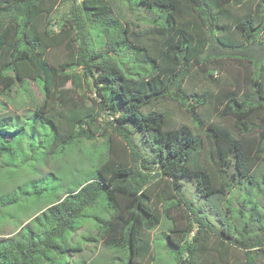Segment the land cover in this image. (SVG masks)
<instances>
[{
	"label": "trees",
	"instance_id": "16d2710c",
	"mask_svg": "<svg viewBox=\"0 0 264 264\" xmlns=\"http://www.w3.org/2000/svg\"><path fill=\"white\" fill-rule=\"evenodd\" d=\"M3 99L0 264H264V0H0Z\"/></svg>",
	"mask_w": 264,
	"mask_h": 264
},
{
	"label": "rangeland",
	"instance_id": "374dc122",
	"mask_svg": "<svg viewBox=\"0 0 264 264\" xmlns=\"http://www.w3.org/2000/svg\"><path fill=\"white\" fill-rule=\"evenodd\" d=\"M67 12H68V7L65 5H60L59 8H57L55 10L54 19L56 20L55 22L57 23L55 29L59 28V22H61L62 13H67ZM120 14L126 16L125 18L130 24H133V26L140 27V28L144 27V25H143L144 23H143V21H139L136 17L137 16L140 18H143V16L145 18L148 17V15H146V12L144 10H138L134 14L130 13L129 11L123 10L122 13H120ZM88 30H89L90 35H91V41L94 42L96 45H99L100 42L102 41V37H100L98 35V33L96 31H94V29L89 28ZM104 40H105V38H104ZM103 49H105V46H103L101 50H103ZM62 56H63V52L57 53L58 61L61 60ZM32 89L35 92L37 98L39 100H42L43 96H42L41 92L39 91V89L36 87V85L33 84ZM73 90H74L73 86L67 85V87H66L67 92L70 93ZM84 91L87 93L88 96L91 97V100H93L95 98V95H93V93H92L93 89L90 90L88 87H85L84 90H82V91L80 90L79 92H76V93H77V95H79V94L84 93ZM2 102L4 103V106L0 110L1 114L12 113V114L21 115L24 113V107H20L14 101H8L6 99H3ZM110 120H112V119H110ZM107 123H108V118L103 119L101 122V125L103 127H106ZM108 133H109V131L103 132V134H104L103 137L99 133L97 138L95 139L96 141L86 143L85 147L90 148V147H94V144L99 145V144L106 142L107 137H108ZM101 153H103V152H101ZM44 172L45 173L47 172L46 168H44ZM263 173H264V170L260 172V174H263ZM185 189H186V192H188L187 193L188 195H193L195 193H198L196 190V184H194L193 182L185 183ZM191 198H194V200L197 199L195 196H192ZM260 201H261V204L264 206V199H260ZM199 204H201V205L204 204V199H201ZM235 206L236 207L238 206L237 202H235ZM204 210L209 211L208 206L204 207ZM223 212L225 213V208H223ZM211 218L215 222V229L220 230L221 224L217 222L218 216L214 215V213L211 212ZM177 219L181 225H184L186 222L185 215L182 216V218L177 217ZM3 229H5V230H0V238L10 237L16 231L14 229V227L10 226V225L6 226ZM88 232L92 235H95L96 229L93 227V225L91 223H89L88 225H85V227L82 230H80V234H78V236H80L81 234L88 233ZM161 233H162V229H161V227H159L154 232V235H160ZM68 256L71 260L72 259H83L86 264H123V260H124V255L122 253L117 252L116 250L108 249V247H106L104 245L103 240L101 238H98L96 242L95 241L84 242L82 245L77 246V250L68 251ZM148 264H155V263L152 261H149Z\"/></svg>",
	"mask_w": 264,
	"mask_h": 264
}]
</instances>
